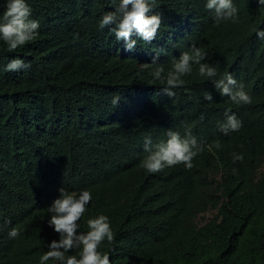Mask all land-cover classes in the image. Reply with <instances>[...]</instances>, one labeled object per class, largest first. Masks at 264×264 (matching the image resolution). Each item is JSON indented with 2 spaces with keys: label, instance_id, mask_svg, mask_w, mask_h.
Listing matches in <instances>:
<instances>
[{
  "label": "trees",
  "instance_id": "16d2710c",
  "mask_svg": "<svg viewBox=\"0 0 264 264\" xmlns=\"http://www.w3.org/2000/svg\"><path fill=\"white\" fill-rule=\"evenodd\" d=\"M27 2L40 23L36 38L15 51L0 38V264H40L59 239L47 221L61 187L92 194L78 231L109 217L114 241L99 251L111 264H264V41L256 36L264 6L233 0L238 18L217 22L207 0H156V38L145 44L134 34L128 51L115 25L99 27L119 0ZM193 45L217 69L214 79L231 73L253 102L222 96L198 65L173 97L164 94L154 68L166 74ZM14 58L28 67L6 71ZM226 112L242 122L228 135L220 130ZM169 129L190 130L204 150L190 170L149 173L145 139L163 142Z\"/></svg>",
  "mask_w": 264,
  "mask_h": 264
},
{
  "label": "clouds",
  "instance_id": "9594fccd",
  "mask_svg": "<svg viewBox=\"0 0 264 264\" xmlns=\"http://www.w3.org/2000/svg\"><path fill=\"white\" fill-rule=\"evenodd\" d=\"M115 2V0H113ZM264 6V0H258ZM156 7V0H119L114 11L106 12L99 21L100 29L110 28L117 41L125 42V50L135 48L137 41L133 35L140 37L145 44H150L156 38L161 27L159 13L151 14ZM206 9L214 12L217 22L238 18V9L233 0H207ZM32 8L27 0H7L3 19L0 21V38L6 42L9 51L33 41L38 35L40 23L32 19ZM258 39L264 41V29L256 31ZM159 55V54H158ZM158 55L153 57L152 63L158 64ZM207 53L195 45L191 51L183 52L177 60L173 61L172 68L167 71L163 67L154 68V80L163 83L162 92L168 97L175 95V89L185 84L184 76L192 73L193 65H198L201 77H207L214 82L215 88L222 96L230 97L235 104H251L252 97L239 85L231 73L225 72L223 78L214 79L217 69L205 62ZM28 67L22 58L12 59L6 66V71L16 72ZM120 96L113 97L112 104L117 105ZM204 99L213 100L210 92L204 94ZM226 120L220 125V130L228 135L230 132L239 131L242 122L235 114L225 113ZM167 139L163 142L152 144L150 137L145 139V151L148 155L142 161V167L149 173H158L165 168L183 164L186 169H192L193 160L204 150L202 142L186 130L182 137L179 132L169 129ZM219 149V141L215 143ZM243 154H233V162L243 161ZM235 171V169H233ZM60 195L48 207L50 218L48 224L59 234L58 240H52L48 249L41 257L40 264L49 260L58 261L59 264H111L109 254L99 251L101 244L107 240L109 244L114 241L109 217L101 214L87 221L88 231H78L79 221L86 212V207L92 199L88 190H82L79 195L69 194L64 187L59 189ZM9 237L15 239L19 235L16 228H12ZM73 250H79L78 255H70Z\"/></svg>",
  "mask_w": 264,
  "mask_h": 264
},
{
  "label": "rangeland",
  "instance_id": "374dc122",
  "mask_svg": "<svg viewBox=\"0 0 264 264\" xmlns=\"http://www.w3.org/2000/svg\"><path fill=\"white\" fill-rule=\"evenodd\" d=\"M211 215V212H207L206 214H204L203 216H201V220L204 221L205 218H207L208 216Z\"/></svg>",
  "mask_w": 264,
  "mask_h": 264
}]
</instances>
